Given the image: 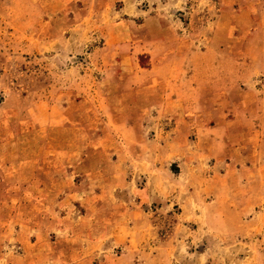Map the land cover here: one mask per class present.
Here are the masks:
<instances>
[{
  "label": "rangeland",
  "instance_id": "rangeland-1",
  "mask_svg": "<svg viewBox=\"0 0 264 264\" xmlns=\"http://www.w3.org/2000/svg\"><path fill=\"white\" fill-rule=\"evenodd\" d=\"M0 264H264V0H0Z\"/></svg>",
  "mask_w": 264,
  "mask_h": 264
},
{
  "label": "crops",
  "instance_id": "crops-1",
  "mask_svg": "<svg viewBox=\"0 0 264 264\" xmlns=\"http://www.w3.org/2000/svg\"><path fill=\"white\" fill-rule=\"evenodd\" d=\"M149 39H150L149 40V43L151 44V48H154L157 45H164V44L156 43L155 40H157V38L155 36H153V35L152 36H149ZM171 47H172V45H168V49H171ZM151 54H152V58L150 59L149 67L141 68L140 72H137V73H131V74L130 73H124V72L123 73L120 72L119 74L117 73L118 75L115 77V81L116 82H119V84H121V92L122 93L132 92V90L127 89V86L126 85H125V87L122 85L123 82H125V83L126 82H132V83H134L135 82V83H139L138 86H141L142 82H147L148 81V82L154 83L155 81L162 82V80H170L171 81V80H174L175 79L174 77L170 78L171 76H173L172 74H171V76H169V75H167L168 73L162 74V73H159L157 71V69H163V67H166L167 63L166 62L164 63V62L160 61L154 55V53H151ZM161 62H162V64H161ZM119 66H121V63H119ZM170 66H171L170 64L167 65V67L169 69H170ZM167 76H169V77L166 78ZM146 94H148V91L146 92ZM171 96L172 95L167 94L165 98H169V97L171 98ZM167 101H168V99H166V102ZM166 102L164 103L163 106H161L162 111H163V109L168 108V105L170 106V104L173 105V104L176 103V101H174V100H173L172 103H170L171 100H170V102L168 101V103H166ZM152 104H153V101L151 102L149 100V106L150 107H153ZM176 106H180L181 107V105H178V104ZM167 195H169V194L166 193V192H164V191H162V190L160 192V191H157V190L155 191L153 189H149L148 187L143 188L141 190V193H139V196L143 199V203H141V204L145 205V208H144L146 210V211H144L145 214H149V213L152 212L153 213V216H155V215L158 214V212H161L162 213V212H165L167 209L170 210L171 207H177L178 206L177 203H175V205L174 204H171L170 205V204H168V202L166 204H161L163 198L164 199H167L168 198ZM97 200H98V202H101L103 200L105 201L104 195H101V196L99 195L98 198H97ZM154 203H157L158 204L157 207H154V209H156V212L153 209H151V207H152V205H154ZM103 204H105V203H103ZM113 204L115 206L114 209H116V212L115 213L117 214V212L119 210V211H121L120 214L122 215V213H123V211L125 209H122L123 207L121 205L118 207V205L116 203H114V202H113ZM125 211H126V213L123 215V217L125 215H127L129 211H133V212H130L128 214L129 216L137 215L138 218L140 216V214H137V213H140V212L138 210H136V209L135 210L134 209H128V210L126 209ZM182 216H183V214L181 213V215L179 216V218H181ZM152 233H153V236L156 235V231L155 230ZM153 257L155 259H157L158 256H153Z\"/></svg>",
  "mask_w": 264,
  "mask_h": 264
}]
</instances>
